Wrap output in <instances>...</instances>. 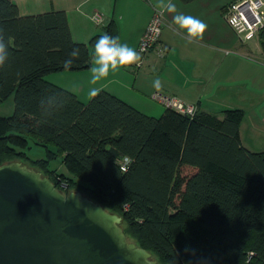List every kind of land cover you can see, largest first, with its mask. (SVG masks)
Listing matches in <instances>:
<instances>
[{
  "label": "trees",
  "instance_id": "obj_1",
  "mask_svg": "<svg viewBox=\"0 0 264 264\" xmlns=\"http://www.w3.org/2000/svg\"><path fill=\"white\" fill-rule=\"evenodd\" d=\"M0 28L9 52L0 103L13 96L12 114L0 116V165L21 161L59 191H78L119 215L124 234L158 264H264V152L241 144V109L217 117L164 106L154 117L104 90L83 102L45 77L65 71L73 48L80 56L69 71L89 69L95 41L118 36L113 20L76 43L64 12L21 16L0 0ZM257 40L264 53V29ZM52 95L58 99L46 103L63 107L45 116L41 102ZM30 145L46 156L31 159ZM57 157L68 175L50 168Z\"/></svg>",
  "mask_w": 264,
  "mask_h": 264
},
{
  "label": "crops",
  "instance_id": "obj_2",
  "mask_svg": "<svg viewBox=\"0 0 264 264\" xmlns=\"http://www.w3.org/2000/svg\"><path fill=\"white\" fill-rule=\"evenodd\" d=\"M11 1L21 16L64 12L71 38L76 43H88L93 36L103 34L105 26L113 20L120 42L136 51L149 20L158 11L154 7L158 0ZM231 1L194 0L184 4L172 0L177 12L192 15L207 24L203 39L189 43L186 32L173 22L175 13L165 12L161 15L163 28L159 39L162 54L152 51L141 56L138 65L110 73L94 87L118 96L149 116L157 117L165 108L153 99L156 92L217 117H221L224 110L241 109L245 114L239 129L241 144L252 152H264V53L257 39L254 45L243 44L227 25L224 15ZM81 3L83 8L78 10ZM95 14L101 17L100 23L86 18ZM92 51L94 53V49ZM90 75L89 68L56 72L45 79L86 102L91 98L88 90L93 87L89 84ZM157 78L163 83L160 91L153 87ZM126 93L141 95H135L140 102Z\"/></svg>",
  "mask_w": 264,
  "mask_h": 264
},
{
  "label": "water",
  "instance_id": "obj_3",
  "mask_svg": "<svg viewBox=\"0 0 264 264\" xmlns=\"http://www.w3.org/2000/svg\"><path fill=\"white\" fill-rule=\"evenodd\" d=\"M0 264H158L122 218L21 161L0 165Z\"/></svg>",
  "mask_w": 264,
  "mask_h": 264
},
{
  "label": "clouds",
  "instance_id": "obj_4",
  "mask_svg": "<svg viewBox=\"0 0 264 264\" xmlns=\"http://www.w3.org/2000/svg\"><path fill=\"white\" fill-rule=\"evenodd\" d=\"M86 2V0H85ZM154 7L159 11L161 15L165 12L175 13L173 16V22L178 28L186 32L188 37V42L192 43L196 40H202L203 35L207 29V24L202 20L194 17L192 15H185L183 13L177 12L175 4L172 0H158ZM83 8V3L78 6V10ZM83 14V13H81ZM88 19H95L94 17H86ZM9 52L8 46L5 43V34L2 28H0V68H2L8 60ZM80 56L79 48H73L69 54V58L63 62V68L65 71H69ZM142 60L140 53H138L133 48L129 47L127 44H122L118 36L113 37L105 33L101 35L96 41L94 46V53L92 56V66L90 67V87L88 90V96L95 98L101 92V88L94 87L99 82L108 78L109 74H115L122 68H127L132 65H138ZM153 87L160 91L163 87L162 81L157 78L153 81ZM53 98H57L55 95L49 96L46 100L42 101V105L46 104L44 108L43 115L47 116L52 113L53 109H58L63 107V104L57 103L56 105H51L46 103ZM45 109H52L45 112ZM125 160L129 158L125 157Z\"/></svg>",
  "mask_w": 264,
  "mask_h": 264
},
{
  "label": "built area",
  "instance_id": "obj_5",
  "mask_svg": "<svg viewBox=\"0 0 264 264\" xmlns=\"http://www.w3.org/2000/svg\"><path fill=\"white\" fill-rule=\"evenodd\" d=\"M93 17L95 23H100L101 17L98 14ZM224 18L241 43L244 44L258 39L259 32L264 29V0H236L227 6ZM162 28L161 14L156 11L139 40L137 52L141 56H145L152 51L162 54L163 48L159 43ZM152 97L156 102L175 109L181 114L192 115L195 112L194 106L177 103L173 99L163 97L160 93H153ZM126 164L127 160H124L121 166L123 171Z\"/></svg>",
  "mask_w": 264,
  "mask_h": 264
},
{
  "label": "rangeland",
  "instance_id": "obj_6",
  "mask_svg": "<svg viewBox=\"0 0 264 264\" xmlns=\"http://www.w3.org/2000/svg\"><path fill=\"white\" fill-rule=\"evenodd\" d=\"M249 43L253 44V45L256 44V39L249 42ZM126 94L132 100H135L137 102L138 101L140 102V100H138V98H135V95L142 97L141 95H138L136 93H134V94L133 93H126ZM143 98H145V97H143ZM12 112H13V96H10L8 99H6L5 101L0 103V116L1 117H7V116H10L12 114ZM154 117H156V116H154ZM30 146H31V149L27 150L26 153L31 159H34V160L42 159L46 156L45 148L35 146V145H30ZM50 168H52L53 170H56L59 174L68 175L67 171L65 170L64 166L61 163V159L58 157L51 161Z\"/></svg>",
  "mask_w": 264,
  "mask_h": 264
}]
</instances>
